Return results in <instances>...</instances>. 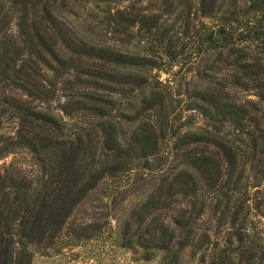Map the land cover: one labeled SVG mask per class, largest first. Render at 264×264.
I'll return each instance as SVG.
<instances>
[{"label":"trees","instance_id":"16d2710c","mask_svg":"<svg viewBox=\"0 0 264 264\" xmlns=\"http://www.w3.org/2000/svg\"><path fill=\"white\" fill-rule=\"evenodd\" d=\"M69 1L0 0V126L18 122L0 140V160L12 156L0 167V264H33L90 192L136 169L159 183L126 223L125 246L147 260L161 252V264H180L189 248L206 252L200 264H264V213L247 185L264 157V0H131L97 22L117 36L108 41L61 13ZM182 38L196 44L187 62ZM198 62L210 80L194 89L152 73ZM176 196L188 205L166 221ZM209 208L216 232L199 234Z\"/></svg>","mask_w":264,"mask_h":264},{"label":"rangeland","instance_id":"374dc122","mask_svg":"<svg viewBox=\"0 0 264 264\" xmlns=\"http://www.w3.org/2000/svg\"><path fill=\"white\" fill-rule=\"evenodd\" d=\"M148 2L149 0H143L144 5H147ZM129 3L131 0H112L108 4L102 5L103 8H98L92 0H75L74 2L69 1L68 5L60 7V10L90 40L107 39L108 41L116 39L117 36L105 33V28L99 27L97 22L105 19L107 11L115 12L118 8L127 7ZM191 18L188 20L191 25L193 27L198 26L199 21L196 15L192 14ZM175 19L176 17H174ZM178 23L182 24V28L176 29L181 32L187 29L184 20L180 21L179 19ZM181 36L184 35L181 34ZM188 41V39L182 40L185 43L186 62L191 57L188 53H193L196 49V44L193 47ZM198 64L199 62L193 65L187 63H180L175 66L167 65V72L154 70L152 73L154 77L160 78L165 84L175 85L179 80H182L185 87L194 89L199 82L210 80L208 77L200 78L204 67L200 69ZM239 95L243 101L257 100L251 91H241ZM181 98L180 96V100L177 99L175 102V104H180V107L185 105V101ZM65 101L66 98L61 93L59 99L51 101L53 113L60 114L59 105ZM260 108L264 109V104L260 105ZM196 114L195 112H187L184 118L186 119L191 115L192 118L198 119ZM17 129L18 122L16 119L6 120L0 126V140L3 137L14 136ZM171 143H164L162 146L167 148ZM11 159L12 156L0 160V167L9 163ZM154 164L160 166L158 161L153 160ZM262 169H264V157L263 161H258L256 166L248 172L247 185H249V205L255 209V212L263 211L264 213V173L260 172ZM158 183L157 171L149 172L141 169L105 180L76 207L66 227L54 242H46L40 248L35 249L33 264H161L163 253L160 252L152 259L147 260L145 258L147 251L143 248L133 245L125 246L127 239L124 235L126 223L130 220L133 211L154 192ZM253 183L259 186L251 187ZM172 202V207L163 212V218L166 221H169L178 213L177 211L188 205L187 200L181 196L174 197ZM206 213L197 224L198 233L215 234L218 225L217 217L213 215L212 208H209ZM136 229L137 227L134 226L133 232ZM144 230L143 226L140 232ZM137 237L138 235H134L131 238L136 239ZM194 250V248H189L184 251L180 264H200V260L206 252L202 250L196 253Z\"/></svg>","mask_w":264,"mask_h":264}]
</instances>
